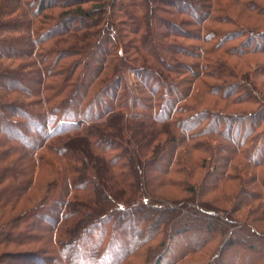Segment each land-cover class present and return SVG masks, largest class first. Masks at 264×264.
I'll use <instances>...</instances> for the list:
<instances>
[{
	"label": "trees",
	"instance_id": "trees-1",
	"mask_svg": "<svg viewBox=\"0 0 264 264\" xmlns=\"http://www.w3.org/2000/svg\"><path fill=\"white\" fill-rule=\"evenodd\" d=\"M143 1L0 0V47H3L0 60H30L16 68L2 61L0 79L11 80L9 91L13 93L39 97L34 101L38 110L30 112L20 100L8 104L4 102L7 97L0 96V118L4 116L5 107H14L15 115L22 118L5 126L6 131L10 130L6 137L12 143L3 146L7 147L6 152L20 153L21 147L16 145L35 140L28 158H34L36 164L56 177L50 199L57 197L52 202L60 203L61 210L52 220L48 242L51 254L54 252L52 244L59 247L61 257L57 264H80L67 252L79 243L76 241L86 239L94 242L81 251L85 250L84 255L91 262L88 264L96 260L102 264L109 256L112 260L108 264H127L134 259L142 260L140 264L164 261L165 242L153 247L151 244L162 232L167 233L168 226L152 222L146 215L138 217L137 213L154 203L160 204L154 206L155 209L174 207L162 203L164 198L158 196L161 189L155 190L157 181L151 177L153 165L159 158L169 160L162 173L169 176L166 180L174 186L177 182L172 179L173 172L191 175L186 170L190 169L187 160L192 153H210L217 137L228 140L234 136L236 148L227 159L239 156L250 167L264 169V95L259 94L254 85L250 89L244 83L250 76L241 79V73L230 63L232 58L244 60L251 54H264V25L251 23L254 15L264 18V9L257 7L262 1L151 0L154 5L150 9H145ZM174 4L180 7L178 12L186 11L189 17H195L188 23L195 25L197 34L190 29H180L176 25L179 23L163 16L171 14L169 5ZM197 9L201 12L197 13ZM180 21L185 23L183 19ZM163 27H169L170 32H165ZM181 39L198 42L196 51H192L195 45L190 48L179 41ZM18 44H23V49H14ZM168 50L175 59L180 57L179 62L167 61ZM98 53H101L99 59ZM33 65L39 69L28 70ZM168 72L177 76L171 83L165 78ZM127 73L137 76L142 84L127 82ZM255 73L264 74V66L257 65ZM17 77L36 82L38 87L34 92L22 87ZM148 88L155 94L148 98V103H141L137 93L142 94ZM203 91L206 96L230 100L232 104L251 103L255 108L246 113L206 108L202 106ZM129 96L133 104H128ZM165 108H168L167 113ZM217 146L225 147L220 143L213 149ZM2 153L0 151V155ZM209 158H204V162L208 163ZM2 162L0 174L5 173V176L0 182L3 185L0 208L5 209L26 197L29 184L36 185L37 179H28L26 190L19 187L21 183L6 186L8 180L11 182V166ZM230 166L221 179L222 184L229 179L243 184L251 179L245 177L242 181L243 172ZM16 175L20 182L26 173L21 170L12 177ZM254 177L255 181L260 180L261 189L251 193L256 199L251 202L259 201L264 205V175ZM65 179L70 180L71 186L65 185L63 189ZM190 188L192 190H184L196 193L195 187ZM111 207L117 209L116 214L109 211L98 216ZM189 207L193 214L176 233L197 229L206 234L215 231L213 233L223 238L235 222L242 225L241 234L245 231L250 236L264 237V231L251 227L247 220L226 217V222L222 221L225 227L213 223L222 218L220 213L208 212L210 209L203 206ZM239 208L232 210L240 212ZM31 212L29 209L19 212L17 229L29 222ZM137 220L140 228L135 231ZM9 225L0 223V237L8 238L5 233ZM62 226H66L63 232ZM73 228L76 233H72ZM144 228L149 233L140 238ZM228 239L231 246L236 244L234 237ZM199 250L201 248L190 249Z\"/></svg>",
	"mask_w": 264,
	"mask_h": 264
},
{
	"label": "rangeland",
	"instance_id": "rangeland-1",
	"mask_svg": "<svg viewBox=\"0 0 264 264\" xmlns=\"http://www.w3.org/2000/svg\"><path fill=\"white\" fill-rule=\"evenodd\" d=\"M226 1L227 0H221V2ZM260 1H262V4H258L257 7L259 9H264V0H258V2ZM143 4L145 5V9H150L154 5L151 0H145L143 1ZM169 6L171 14H163L164 17H169L176 21V23H179V25H176L182 30L186 28L190 29L191 32H194L196 34L198 33V31L195 30L197 29L195 25H189L190 23H188L189 20H195V17H189L186 11L185 13L178 12L177 10H180V7L177 5L175 6V4L174 6ZM200 12L201 10L197 9V13ZM254 18L256 20L253 19L251 23H260L264 25V18L256 15H254ZM181 19H183L185 23L181 22ZM158 24L161 23L158 22ZM158 24L155 23V26H157ZM183 24H185V26ZM162 29L165 32H170L169 27H163ZM167 41L169 42V40ZM179 41L184 42L190 48V45H195L194 48H192V51H196L198 42H190L191 40L188 39H181ZM258 41L263 43L262 40ZM22 45L23 44H18L17 47H14V49H23ZM2 49L3 47H0V50ZM166 54L168 55L167 61H169L170 63H174L176 61L179 62L178 59L180 57H176L175 59L173 53H171L169 50L166 51ZM100 55L101 53H98L96 55L97 59H99ZM2 61L7 64V66L16 68L24 62L30 60L27 59L15 61L4 59L0 60V63H2ZM182 61L192 63V60L183 59ZM230 63L231 66L236 67L237 72L239 71L241 73V79H245V77L250 76L247 79V82H244L246 83V85H248L250 89H253L254 85L258 93L260 92L264 95V74L257 75L255 73V68L257 67V65L264 66V54H251L250 56L244 58V60L232 58L230 60ZM152 64H154L153 61ZM26 68L27 67H25L24 69ZM30 69H32L31 71H34V69H39V66L33 65V67L29 68L28 70ZM31 75L33 77L35 76L34 73H32ZM176 77L177 76L172 72H168V75H165V78L168 79V82L170 83L173 82V79H175ZM15 79L18 85L22 87H29L33 92L38 87V84H36V82H29L21 77H17ZM125 79L129 83L133 82L142 84V82H140L137 76L130 75L128 73L125 75ZM10 81L11 80L7 79V77L0 79V96L7 97L4 102L11 104L12 101L18 99L20 100L19 102H22V104L24 103V105L29 108V110L27 111L31 112L33 110H38L34 101L39 99V97L31 95L30 93L18 94L13 93V91H9L11 89ZM182 87L185 86L183 85ZM137 94L140 95V98L142 99V101H140L141 99L139 100L141 103H148V98L153 96L155 93H152V91L148 88L146 92L143 90L142 94H140V92H138ZM201 94V98H203L202 106L206 108L210 107L217 110H223L228 113H246L247 111H251V109L255 108V105L251 103L232 104V101L230 102V100H222L216 96L211 95L206 96L204 94V91ZM9 99L10 102L7 101ZM127 102L128 104H133L134 100L129 96L127 98ZM16 105L23 109L21 105ZM5 108V110L3 109L4 116L2 115V117L0 118V146L2 147L0 148V151L3 152L0 155V162L3 161L2 163H4L5 165L11 166L9 172L11 182L8 180V182H6L4 185L7 184L6 186H9L10 184L12 185V183H15V185L21 183L19 187H23L26 190L29 184L28 179L36 178L37 180L36 185L31 186L29 184V190L26 194V197H22L16 204L8 206L5 209L0 208V223L2 222L3 224H10V228L6 229L5 233L8 238H5L3 236L0 237V242H2L0 243V264H57L58 258L61 257L59 247L56 248L55 245L53 247L52 244V249L54 250V252L52 251L53 253L51 254V246L48 242L50 237V232H48V230L51 228V226L53 228L52 220H55L58 217V213L61 210L59 206L60 203L52 202L57 200V197L55 200L50 199V190L53 188L54 179L56 177L53 172L51 173L46 168H43L36 164L34 158H28L32 143L35 140L32 141V139H29L28 141H26V143H24L25 145H16L21 147V150H19L21 151L20 153L18 151L6 152L5 149L7 147H4L3 144H11L12 141H10L9 138L6 137L8 136V132H10V130L7 129V132L5 130V126H8V124H14V122L22 120V118H20L18 115H15L16 112L14 107ZM167 112L168 108H165V113ZM180 137L182 138V136ZM233 137L234 136H232L228 140L225 138L217 137L212 143L213 147L212 149L210 148V153H192L189 156L190 159L187 160L189 162L190 169L186 170V172H191V175H176L173 172L172 179H176L174 180V182H177V185H174L173 182L174 186H172L170 182L167 181L169 180V176L165 174L163 176L162 173L164 172L163 168L169 164V160L166 161L164 160V158H159V160L155 161V164L153 165L151 171V177H153L157 181V187L155 188V190L161 189L159 190L158 196L164 198L165 202H162L164 203V205L174 207L171 210L155 209L154 206H158L160 204L154 203L151 207L147 209H140L137 213L138 217L146 215L148 216V218H150V220H153L152 222H163V224L168 226L167 233L162 232L157 237V239L154 240V242L151 244V246L153 247L159 246L163 241L165 242V259L160 264H264V237L259 238L253 235L250 236V234L245 231L244 234H241L242 225H237L234 221H232L234 223L228 221L232 224V228H230L229 232L225 234L223 238L213 233L215 231H212L210 234H206L205 231L197 229H194L193 231L189 232L186 231L183 233L175 232V230L177 229H183L184 224L189 221V217H191L190 214H193L192 208L189 207L191 205L203 206L210 209L207 210L208 212L215 211L216 213H220L222 218H220L219 220L216 219L213 222L214 224L216 223L226 227V225L222 221L225 220L226 222V219L230 217L234 218L235 221L247 220L249 224H252L250 225L251 227L256 228V230L261 229V231L259 230V232L264 231V205L262 202L259 201L251 202L253 201V199H255V195H251V193L261 189L259 188L260 180L257 179V181H255L254 176H259V174L260 176L261 174L264 175V169L260 168L259 170L258 168L250 167L248 164H246L247 161L241 159L239 156H235L231 160L230 158L227 159L230 156L229 154H231L230 152L236 148V142L233 140ZM220 143L225 145V147L219 148L217 146L215 149H213L216 145H219ZM202 144L205 145V143ZM204 158H209L208 163L204 162ZM211 158L213 159L211 160ZM100 160L101 162H103V165H105L104 161L102 159ZM231 164L233 165L232 168H237L239 169L238 172H240V170L243 172L242 181H244L245 177H251V179L247 183L246 181L248 179L245 180L244 184L243 182L236 181L234 179H229L227 183L222 184L221 179L223 178L224 173L227 172L228 168L231 167ZM21 170L26 173V176L22 177L19 182V178H16L18 175H16L15 178L12 176L15 175L17 172H21ZM233 171L234 169L231 172ZM4 174L5 173L0 174L1 183L4 180ZM60 180L62 179L60 178L59 181ZM184 181L188 182L186 183ZM1 183L0 189L3 187ZM62 183L63 189L65 185L67 187V185L71 184L70 180L66 182V179L63 180ZM165 185L166 187H163ZM191 185L196 189V193L194 194H192V189L190 188ZM221 185L222 187L219 188V186ZM70 186H68V188H70ZM163 188L165 190H163ZM185 188H189L191 190L185 191ZM229 197H231V199H228ZM58 199L60 200V198ZM200 202H203V204L200 205ZM248 202L251 203V205L249 204L250 206H245V204H248ZM180 203H183V206L179 205ZM238 207H240V212L235 209L232 210V208ZM22 209H29L32 212L28 216L29 222L22 223L20 229H17V226L20 225L18 216L20 215L19 212ZM109 211H111V213L116 214L117 209L115 207H111L109 210L105 211L104 213L98 216H101ZM135 224L136 231L140 228L139 220H137ZM66 226H62V232L65 230ZM72 226L73 225H71V227ZM101 229H103V227H101ZM76 232V229L73 228L72 233ZM119 233L122 237H124L125 234L121 230L119 231ZM148 233V230L144 228L141 230V235L139 237L144 238ZM229 237H234V239H236L235 245L231 246L230 240H227V238ZM11 240L12 242H9ZM3 241L6 243H3ZM76 242L79 243H76L72 248L70 247L68 249L67 254L73 257L76 261H79L80 264L91 263L90 260L84 255L86 254L85 250L83 252L81 251L84 249L85 246L87 247L89 243L92 246L94 242H91L87 239L85 241ZM220 242L221 245H219ZM126 244L129 245L128 243ZM203 244H205V246L202 248L201 246ZM250 245L252 246V248L250 247ZM196 247L201 248V250L195 252L190 251V249H195ZM110 257L111 256L107 257V259L102 261V264H108V262H111L112 258ZM52 258L54 259V261L52 260ZM141 262L142 260L134 259L130 260V262H128L127 264H140ZM94 264H100V260H96V263Z\"/></svg>",
	"mask_w": 264,
	"mask_h": 264
}]
</instances>
